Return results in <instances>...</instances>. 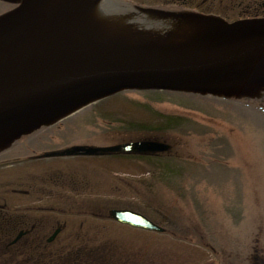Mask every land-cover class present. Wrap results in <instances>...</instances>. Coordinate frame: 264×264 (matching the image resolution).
Listing matches in <instances>:
<instances>
[{"label":"rangeland","instance_id":"1","mask_svg":"<svg viewBox=\"0 0 264 264\" xmlns=\"http://www.w3.org/2000/svg\"><path fill=\"white\" fill-rule=\"evenodd\" d=\"M107 115L121 123L164 126L167 131L155 134L172 143V157L180 160L173 163L178 170L163 178L159 170L170 159L167 156L116 163L112 177L107 175L105 157L38 161L71 170L90 182V193L81 195L92 199L88 203L130 207L169 229V234H161L103 220L107 234L119 237L103 244L112 264H235L233 254L239 260L236 264H244L255 246L264 258V229H258L264 225V102L165 91L121 92L67 117L61 128L43 131L35 144L40 150L64 147L79 139L69 129L71 123L105 122ZM171 116L184 121L166 122ZM106 133L88 141L106 143L112 139L108 129ZM19 166L29 169L31 164L2 166L0 182ZM148 166L153 167L149 174Z\"/></svg>","mask_w":264,"mask_h":264},{"label":"water","instance_id":"2","mask_svg":"<svg viewBox=\"0 0 264 264\" xmlns=\"http://www.w3.org/2000/svg\"><path fill=\"white\" fill-rule=\"evenodd\" d=\"M0 15V148L89 102L125 89L256 95L264 89V18L226 22L187 15L168 31L100 19V0H7ZM157 14L165 15L163 12ZM257 101V100H251ZM136 141L72 146L49 155L157 152ZM116 220L163 231L144 215L113 209Z\"/></svg>","mask_w":264,"mask_h":264},{"label":"flooded vegetation","instance_id":"3","mask_svg":"<svg viewBox=\"0 0 264 264\" xmlns=\"http://www.w3.org/2000/svg\"><path fill=\"white\" fill-rule=\"evenodd\" d=\"M164 11L191 12L231 17H264V0H146ZM153 23L162 26L164 21L156 17ZM160 20V19H159ZM163 20V19H162ZM48 177L59 174L56 179L63 183L58 188L43 186L45 176L40 172L33 177L35 182L23 183L25 176L15 181L16 187L0 189V264H109L105 251L93 250L88 244L106 242L109 237L107 224L86 219L59 218L57 214H91L106 216V205L97 203H74L87 190L83 183L70 186L82 178L75 172H57L51 168ZM37 178V179H36ZM40 181V182H37ZM26 184L28 186H23ZM68 184L69 186H63ZM59 190V192H58ZM74 202L45 203L44 197L67 200L69 193ZM77 196V197H75ZM69 198V199H70ZM106 222V220H104ZM113 221V220H111ZM115 222V221H114ZM73 244H79L73 247ZM89 247V250L84 248ZM71 248L70 250H68Z\"/></svg>","mask_w":264,"mask_h":264},{"label":"trees","instance_id":"4","mask_svg":"<svg viewBox=\"0 0 264 264\" xmlns=\"http://www.w3.org/2000/svg\"><path fill=\"white\" fill-rule=\"evenodd\" d=\"M176 120H184L183 118H179V117H177V116H171V117H167L166 118V122H169V123H171V124H173L174 123V121H176ZM169 167V166H168Z\"/></svg>","mask_w":264,"mask_h":264},{"label":"bare ground","instance_id":"5","mask_svg":"<svg viewBox=\"0 0 264 264\" xmlns=\"http://www.w3.org/2000/svg\"><path fill=\"white\" fill-rule=\"evenodd\" d=\"M111 18L116 19L115 17H111ZM116 22H117V21H116ZM117 24H118V26L120 25L119 22H117ZM119 27H122V26L120 25Z\"/></svg>","mask_w":264,"mask_h":264}]
</instances>
